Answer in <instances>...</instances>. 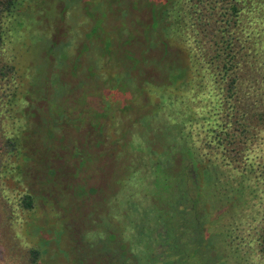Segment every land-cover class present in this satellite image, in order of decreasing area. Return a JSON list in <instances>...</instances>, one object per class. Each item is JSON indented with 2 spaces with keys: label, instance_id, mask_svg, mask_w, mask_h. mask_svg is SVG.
<instances>
[{
  "label": "trees",
  "instance_id": "obj_1",
  "mask_svg": "<svg viewBox=\"0 0 264 264\" xmlns=\"http://www.w3.org/2000/svg\"><path fill=\"white\" fill-rule=\"evenodd\" d=\"M129 1L0 0V241L15 205L71 264H264V0Z\"/></svg>",
  "mask_w": 264,
  "mask_h": 264
},
{
  "label": "rangeland",
  "instance_id": "obj_2",
  "mask_svg": "<svg viewBox=\"0 0 264 264\" xmlns=\"http://www.w3.org/2000/svg\"><path fill=\"white\" fill-rule=\"evenodd\" d=\"M66 1H69L70 5L73 7L72 17L70 16V24L72 26L71 29H77V26H79V24L88 23V20L80 23L82 20L87 19V17L91 20H94L96 22V24L94 25H96L95 27H97V25L99 26L100 22H103L104 20H106V22H111L114 20L118 22L120 13L122 15L124 14L122 8H119L118 10H112V3H114L116 0ZM130 1L133 2V0ZM58 3H61V1H58ZM134 4L135 2H133L132 7L135 9ZM128 5L130 6L131 3ZM133 13V11L128 12V22L126 20H120V23L123 24V27H125L127 23H134L133 20L135 17L133 16ZM93 26L90 25L85 27L87 32L83 33V38H86V36L89 38L93 35V30L91 28ZM102 33H104L105 37L103 36L104 38L102 40L101 47H106L108 45L106 40L112 37V34L109 35V33ZM95 36L97 37L98 35H94V37ZM116 48H118V46ZM36 50L41 49L40 47H36ZM35 216L27 211L23 212L15 205L13 207H9L6 216L7 222L3 229L5 234L0 241V249L3 250L2 255H5L6 259L10 258L11 264H31L29 258L27 257L26 259V257L24 256H29V249H31L32 247H38L43 251L40 263L71 264V261H69L68 258L64 255V253H71L72 251L70 247L72 244L69 241V234L65 232L63 234L60 233L59 235V232H57L56 230V226H54L55 219L53 217L49 218L48 221H43V218L40 220L36 218L37 216ZM42 224L46 225L43 226ZM38 225H42L44 227L42 228V232L35 230ZM10 227H13L14 230L10 229ZM14 235H16L17 238ZM42 239H47L49 241L44 242Z\"/></svg>",
  "mask_w": 264,
  "mask_h": 264
}]
</instances>
